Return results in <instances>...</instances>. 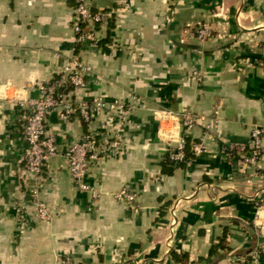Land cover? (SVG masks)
<instances>
[{"label":"crops","instance_id":"0c3cea01","mask_svg":"<svg viewBox=\"0 0 264 264\" xmlns=\"http://www.w3.org/2000/svg\"><path fill=\"white\" fill-rule=\"evenodd\" d=\"M76 5L0 0V264H247L264 246V152L242 172L228 151L255 129L264 145V0H92L111 17L97 28L101 42L83 45ZM202 23L213 30L206 42L196 38ZM76 58L92 68L82 99L125 105L124 117L93 114L100 138L126 121L120 154L90 165L97 198L75 188L65 157L89 130L78 112L69 122L48 115L58 154L39 185L24 173L23 104ZM186 113L212 128H184ZM186 139L205 151L165 173ZM37 187L49 222L36 217ZM125 187L135 202L116 199Z\"/></svg>","mask_w":264,"mask_h":264},{"label":"built area","instance_id":"2783aa9c","mask_svg":"<svg viewBox=\"0 0 264 264\" xmlns=\"http://www.w3.org/2000/svg\"><path fill=\"white\" fill-rule=\"evenodd\" d=\"M74 10V32L78 44L101 42L98 38L97 28L105 26L110 20L111 14L108 11L96 10L92 5V0H76ZM213 36L210 24L202 23L196 30V38L200 42H206ZM92 73V68L79 59L72 60L64 70L52 82L41 86L40 95L36 99L28 100L23 104L24 113V136L27 143L25 150L26 176L37 180V184L42 178L44 168L49 160L58 154L56 136L47 130V118L51 112H58L61 120L71 121L75 113H79L83 121L88 125L89 130L82 139L65 152L70 173L75 188L82 192H89L94 198L99 196L98 190L87 182L90 165L99 161L104 156H116L120 154L123 147V128L126 121L120 120L121 131L110 138H100V133L94 131L93 114L95 111H105L114 113L120 111L125 116V105L121 102H108L104 98L97 96L93 100L82 99V94L87 89V77ZM194 78L201 82L203 77L199 72L193 73ZM171 115V112H168ZM182 126L192 129L198 124L210 130L213 123L207 121L204 116L193 113L178 115ZM206 147L203 144L193 143L192 150L195 156L201 155ZM186 143L181 140L170 152L169 159L174 164L185 163ZM264 152L262 132L253 130L251 140L248 144H231L229 155H237L241 158V168L243 172L249 166H256L262 159ZM33 207L36 217L42 221H51L52 215L48 205L40 198L39 188L33 190ZM117 200L133 203L136 200L135 194L130 188L125 187L115 195ZM174 211L171 216L174 217ZM168 247L170 244H167ZM264 255V246L256 250L251 255V260L247 264H260V258ZM55 264H74L68 256L60 257ZM136 264H139L136 262Z\"/></svg>","mask_w":264,"mask_h":264},{"label":"trees","instance_id":"16d2710c","mask_svg":"<svg viewBox=\"0 0 264 264\" xmlns=\"http://www.w3.org/2000/svg\"><path fill=\"white\" fill-rule=\"evenodd\" d=\"M185 143H186V151H185L186 161H188V160L192 159L193 157H195V155H194V152L192 150V144L190 143V140L186 139ZM180 164H182V163H180ZM173 165H174V163H172L170 161L169 157H167L166 161L163 163L164 172L165 173H171L173 171V167H174ZM174 258H177V257L174 255ZM249 260H251V258Z\"/></svg>","mask_w":264,"mask_h":264}]
</instances>
